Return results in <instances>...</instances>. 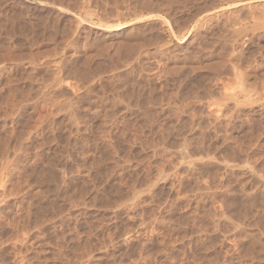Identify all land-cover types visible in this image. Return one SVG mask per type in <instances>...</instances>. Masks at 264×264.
<instances>
[{
	"label": "rangeland",
	"instance_id": "374dc122",
	"mask_svg": "<svg viewBox=\"0 0 264 264\" xmlns=\"http://www.w3.org/2000/svg\"><path fill=\"white\" fill-rule=\"evenodd\" d=\"M0 264H264V0H0Z\"/></svg>",
	"mask_w": 264,
	"mask_h": 264
},
{
	"label": "bare ground",
	"instance_id": "6f19581e",
	"mask_svg": "<svg viewBox=\"0 0 264 264\" xmlns=\"http://www.w3.org/2000/svg\"><path fill=\"white\" fill-rule=\"evenodd\" d=\"M198 18V17H197ZM128 26V24H118V25H115L114 29L113 30H120L124 27ZM189 53V52H188ZM184 73V72H183ZM188 74V73H187ZM195 79V78H194ZM207 81V80H206ZM189 82V81H188ZM181 84V83H180ZM242 84V83H241ZM134 87V86H133ZM58 88V87H57ZM61 88V87H60ZM114 91V90H113ZM140 93V92H139ZM154 94V93H153ZM142 95V94H141ZM225 96V95H224ZM138 101V100H137ZM236 105V104H235ZM137 106V105H136ZM147 121V120H146Z\"/></svg>",
	"mask_w": 264,
	"mask_h": 264
}]
</instances>
